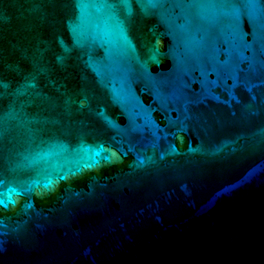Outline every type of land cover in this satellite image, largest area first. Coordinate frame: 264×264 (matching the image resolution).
<instances>
[{
    "label": "water",
    "instance_id": "95a60500",
    "mask_svg": "<svg viewBox=\"0 0 264 264\" xmlns=\"http://www.w3.org/2000/svg\"><path fill=\"white\" fill-rule=\"evenodd\" d=\"M0 264H264V0H0Z\"/></svg>",
    "mask_w": 264,
    "mask_h": 264
}]
</instances>
